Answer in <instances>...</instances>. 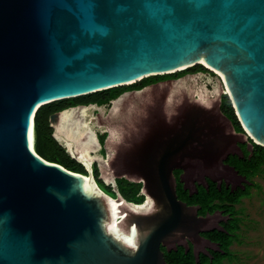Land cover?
I'll use <instances>...</instances> for the list:
<instances>
[{"label":"water","instance_id":"obj_1","mask_svg":"<svg viewBox=\"0 0 264 264\" xmlns=\"http://www.w3.org/2000/svg\"><path fill=\"white\" fill-rule=\"evenodd\" d=\"M200 65L218 76L217 98L197 86L198 72L164 83L169 90L144 105L137 96L155 94L152 85L112 108L110 116L136 109L144 118L141 129L109 124L107 139L113 148L142 142L122 144L140 151L109 168L142 183L144 203L101 189L60 128L69 109L51 116L53 137L90 175L37 153L42 108ZM224 94L245 133L222 112ZM156 134L188 160H152ZM247 135L264 147V0H0V264H168L161 244H197L209 221L178 199L174 168L210 175Z\"/></svg>","mask_w":264,"mask_h":264},{"label":"flooded vegetation","instance_id":"obj_2","mask_svg":"<svg viewBox=\"0 0 264 264\" xmlns=\"http://www.w3.org/2000/svg\"><path fill=\"white\" fill-rule=\"evenodd\" d=\"M189 74L190 73L187 75ZM174 80L176 79L169 77L159 79L148 85L164 84ZM133 90L135 89H130L125 93L132 92ZM206 94L215 98V95L213 96V94H210L209 92ZM195 96L197 98L199 97L198 94ZM112 101L113 100L108 101L104 105H109ZM82 105L83 104H80L67 109ZM88 105H96L97 107H100L99 101L97 100ZM221 109L222 112L232 121L236 132L245 133L233 105H228L225 94L221 98ZM61 111L62 110H53L48 114L47 122L48 127L52 131V137L54 129L50 120L51 116ZM166 111L169 115L173 112L169 109ZM166 111L163 110L165 113ZM115 112L117 111L115 110ZM94 113L95 114L92 115L89 112L87 118L91 119V126L96 133V143L98 148L96 152L92 151L93 155L96 156V159L94 158V160H92L86 155L80 156L90 163L92 169L91 174L96 179L97 183L100 181L103 182L105 179L114 180L119 194L128 201L124 189L129 190L132 187V184H141L142 188V183H136L129 180L127 175H122V169L114 170V172L111 171L109 166L110 162L113 163L116 160L126 163L132 162V155L137 154L140 151L138 149L140 147H131L129 149H121L120 147L123 146L122 144L136 146L142 142H139L136 138V140L133 139L132 141H119L118 139L115 141L114 145L116 148L108 146V125H123L125 128L132 126L134 129H141L144 118H142L141 111H137L136 109L130 111L128 115H120L119 117L115 115L110 116L112 113H109L108 110L105 112L103 110H96ZM156 116H158V114ZM154 117L155 116H152L150 118ZM159 120L160 118H155L152 119V122L155 123ZM162 121L173 123L175 119L174 117L169 118L167 116V119L162 118ZM128 133H126V135ZM140 135L141 131H139L136 137ZM129 136L130 134L128 137ZM158 137L162 136L156 134V136L152 138V142H148L154 147L152 148V154L154 155L151 157L152 160L163 163H184L188 160V157H185L184 151H173L172 154H170L169 143L165 140L167 137H162L163 142ZM53 139L65 153L75 171L90 175L86 164L79 163L73 158L72 154L63 143L58 142L54 137ZM238 146L239 149H237L235 153H230L223 159V162L220 165L212 167L210 175L202 177L201 173H196L194 176H183L185 174L183 169L174 168L173 175L175 176L177 183L176 190L178 199L186 203L188 206L194 207L198 218H209V221L208 224L204 226L205 230L199 232L201 239L197 244L186 236L185 239L182 240V244L175 242V244L170 246V250L161 244V249L164 252L168 264H188L191 260L194 261V264H248L250 255H246L244 262L235 247L244 244V238L248 239V232L254 229L259 230V225L264 222L263 220L261 221L253 217L249 207L245 204L246 202H250L249 200L253 196V190H256L257 195L259 192L263 191L262 185L259 183L258 179L260 176L264 179V165L262 164L256 173L252 172V170H254V163H252L253 156L258 147L262 146L257 145L249 135H247V141L244 143L238 142ZM81 151L80 147H77L76 154H81ZM164 154L169 156L164 157ZM98 185L108 195H111L112 197L117 196V192L113 189L112 184L107 185L104 183L105 188H102L99 183ZM110 191H113L115 194L110 193ZM137 196L143 197L142 203L149 198L142 194V189ZM175 253H183L185 257L177 258L179 262H172L174 261L172 256Z\"/></svg>","mask_w":264,"mask_h":264},{"label":"trees","instance_id":"obj_3","mask_svg":"<svg viewBox=\"0 0 264 264\" xmlns=\"http://www.w3.org/2000/svg\"><path fill=\"white\" fill-rule=\"evenodd\" d=\"M205 70L206 68L200 65V66H196L188 70H185L183 72H179L177 74L150 77V78H146L132 85L113 88V89H109V90H106V91H103L97 94H92V95L77 98V99L60 101V102H56L54 104L48 105L42 108L36 116V133H37L36 151L44 159L51 161V162L59 163L63 165L64 167H66L67 169L77 172L73 169V166L69 162L67 156L65 155V153L62 151L60 146L56 143V141L52 137V134H51L52 131L48 127V122H47L48 114L50 112H52L53 110H64V109L74 107L80 104L88 105L89 103H93L96 100L99 101L100 105H103L108 101L118 98L121 94L125 93L126 91L130 89L139 90L145 86H148L149 83H152L159 79H164V78H169V77L179 78L191 72L197 73V72L205 71ZM225 96L227 97L228 105L232 106V103L229 97L227 95ZM42 145H45L48 149H50L52 153L44 150L42 148ZM252 160H253L252 163H254V170H252V172L256 173L258 171V168L262 164L264 165V147H258ZM98 183L102 186V188H105L104 182L100 181ZM141 189H142L141 184H132V187L129 190L124 189V193L128 201L135 202L137 204L142 203L143 197L137 196ZM110 192L112 194H115L113 191H110ZM179 257H185V255L183 253L173 254L172 258H174V261L172 262H179V260L177 259ZM188 264H194V261L191 260Z\"/></svg>","mask_w":264,"mask_h":264},{"label":"rangeland","instance_id":"obj_4","mask_svg":"<svg viewBox=\"0 0 264 264\" xmlns=\"http://www.w3.org/2000/svg\"><path fill=\"white\" fill-rule=\"evenodd\" d=\"M191 72V71H190ZM194 73V72H191ZM198 73V72H197ZM180 78V77H179ZM185 78L189 79L191 82L190 76H186ZM195 78H197V86H201L204 90L205 93H210L215 95V98L219 96V78L218 76L210 72L208 70L205 71H200ZM177 79V78H175ZM177 81H173V83H176ZM196 84V83H195ZM148 90L152 91L155 90V94L152 95V93H147L146 96L141 94L140 96H137V106L138 105H144L150 101L151 98L154 96H159L165 91L169 90V86L167 85H162V84H156L152 85L151 87L147 88ZM173 92H168L167 95V100L171 98ZM128 94H131V92L125 93V95L120 96L118 99H115L112 101L111 104L107 105H100V107H97L96 105H86L90 107L89 112L93 115L95 114L94 111L96 110H103L104 112L108 110L109 113H112V108L115 104V102L119 101L120 104H122V101L124 100L125 96H129ZM174 95V100H180L183 97V93L178 92L177 94ZM188 95H191L188 93ZM194 95V94H193ZM196 95V94H195ZM136 98V97H135ZM125 101V100H124ZM129 100L126 101L125 103V108L128 110L131 108V102ZM106 104V103H105ZM85 106V105H82ZM79 106V107H82ZM60 128L65 129L66 126L68 125L67 121H61L60 122ZM42 148L46 151H50L45 145H42ZM52 153V152H51ZM259 183L262 185L263 191L259 192L257 195L256 190H253V196L249 200L250 202H246L245 204L249 207L250 212L253 217L257 218L258 220H263L264 221V179L262 176L259 177L258 179ZM107 185L112 184L113 189L118 193V189L115 185V182L109 181L108 179L103 180ZM111 193V192H110ZM264 222L259 225V230L254 229L250 232H248V239L244 240V244H241L239 246H236V251L239 252V255L241 256V259L245 262V257L246 255H250V259L248 261V264H264ZM250 236V237H249ZM242 262V261H241Z\"/></svg>","mask_w":264,"mask_h":264},{"label":"bare ground","instance_id":"obj_5","mask_svg":"<svg viewBox=\"0 0 264 264\" xmlns=\"http://www.w3.org/2000/svg\"><path fill=\"white\" fill-rule=\"evenodd\" d=\"M89 109L90 107L88 106L71 108L64 112L61 121L68 122V125L63 130L67 136L76 140L77 145L79 144L80 150H82L80 155H86L94 160L96 156L93 155L92 151L96 152L98 147L96 133L91 126V119L87 118ZM85 163L89 165L87 160Z\"/></svg>","mask_w":264,"mask_h":264},{"label":"snow or ice","instance_id":"obj_6","mask_svg":"<svg viewBox=\"0 0 264 264\" xmlns=\"http://www.w3.org/2000/svg\"><path fill=\"white\" fill-rule=\"evenodd\" d=\"M128 243H130V244H131V243H132V241H131V240H129V241H128Z\"/></svg>","mask_w":264,"mask_h":264}]
</instances>
